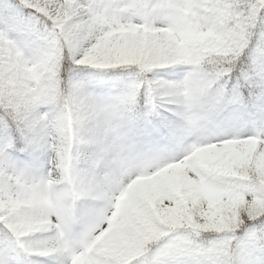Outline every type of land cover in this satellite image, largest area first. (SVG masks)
Wrapping results in <instances>:
<instances>
[{
	"label": "snow or ice",
	"instance_id": "6c2138e0",
	"mask_svg": "<svg viewBox=\"0 0 264 264\" xmlns=\"http://www.w3.org/2000/svg\"><path fill=\"white\" fill-rule=\"evenodd\" d=\"M0 264H264V0H0Z\"/></svg>",
	"mask_w": 264,
	"mask_h": 264
},
{
	"label": "clouds",
	"instance_id": "9594fccd",
	"mask_svg": "<svg viewBox=\"0 0 264 264\" xmlns=\"http://www.w3.org/2000/svg\"><path fill=\"white\" fill-rule=\"evenodd\" d=\"M227 116V113L223 114L222 118H225ZM169 136L165 134H161L160 139L155 140L154 143L156 146L160 147L161 149H167L169 147V144L167 143H162L163 140H168Z\"/></svg>",
	"mask_w": 264,
	"mask_h": 264
}]
</instances>
